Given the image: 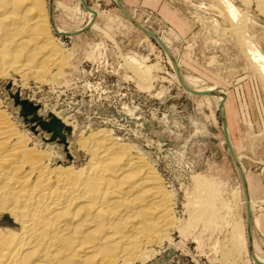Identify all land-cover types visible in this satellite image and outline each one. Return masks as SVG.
<instances>
[{"label":"rangeland","instance_id":"rangeland-1","mask_svg":"<svg viewBox=\"0 0 264 264\" xmlns=\"http://www.w3.org/2000/svg\"><path fill=\"white\" fill-rule=\"evenodd\" d=\"M119 1L136 23L165 40L162 44L178 61L187 88L223 90V116L248 181V197L254 206L251 218L261 219L260 227L251 224L250 242L264 259V86L229 32L232 26L222 8L215 0ZM229 1L246 18L247 36L264 52L262 7L255 0ZM53 2L72 8L79 5L81 10L77 20L65 16L61 4L53 12L59 28L69 33L54 32L65 50L64 75L58 83L44 86L23 83L16 76L0 82V96L22 130L55 156L83 163L88 155L77 144L80 137L107 129L136 144L155 163L178 196L183 227L188 225L189 215L198 212L195 205L187 206L193 193L192 178L197 175L213 182L219 191L216 209H220L222 221L233 220L232 227L240 219L247 224L242 184L224 139L218 95L212 91L211 95H192L180 85L158 42L137 29L115 0H84L88 10L81 0ZM129 57L143 58L144 65L152 67L151 81H137L125 64ZM245 102L250 113L247 119ZM50 116L66 123L63 140L52 139V133L38 124L37 119L47 122ZM223 222L219 221L216 230L205 231L202 221H194L186 236L176 232L173 244H165L149 264H259L251 247L250 254L246 248L240 255L231 251L232 227Z\"/></svg>","mask_w":264,"mask_h":264},{"label":"bare ground","instance_id":"bare-ground-1","mask_svg":"<svg viewBox=\"0 0 264 264\" xmlns=\"http://www.w3.org/2000/svg\"><path fill=\"white\" fill-rule=\"evenodd\" d=\"M215 1L264 86V52L247 36L246 18L229 0ZM255 1L264 12V0ZM53 3L0 0V82L16 76L23 83L44 86L55 84L64 75L65 50L54 32L69 33L59 28L53 12L61 4L64 15L77 20L81 10L79 5L72 8ZM89 20L95 28L92 12ZM160 41L166 44L164 39ZM124 60L139 83L150 80L152 67L144 65L143 58ZM211 91L218 95L223 113L222 89L208 87L194 92ZM59 123L66 138V123L60 119ZM80 138L77 144L88 155L86 162H68L55 156L22 130L0 96V264H149L165 244H173L176 232L186 236L194 221H202L205 231L219 228V221L232 224L233 220L222 221L221 211L216 209L220 195L213 182L199 175L192 178L193 193L187 206L195 205L198 212L191 213L183 227L174 188L136 144L107 129L93 130ZM235 156L243 175L241 158ZM243 178L242 193L246 189ZM247 204L249 232L243 219L230 225L231 251L239 255L252 249L251 224H259V217L251 218L254 206L249 197ZM251 253L256 262L264 264L253 249Z\"/></svg>","mask_w":264,"mask_h":264},{"label":"water","instance_id":"water-1","mask_svg":"<svg viewBox=\"0 0 264 264\" xmlns=\"http://www.w3.org/2000/svg\"><path fill=\"white\" fill-rule=\"evenodd\" d=\"M81 1H82L83 5H84V8L86 10H88V8L86 7V5L84 3V0H81ZM115 2L117 3V5L121 9V11L124 13V15L127 17V19L137 29H139L140 31L146 33L147 35H149L150 37H152L153 39H155L158 42V44L161 46V48L163 49V51L165 52V54L171 59L172 63L174 64V70H175L176 77H177L180 85H182L192 95H197V96L211 95V94H208V93H198V92H194L191 89L187 88L184 85V83L182 82V80H181V76H180V73L178 71L177 66L175 65L174 58L172 57V55L168 51V49L162 44V42L159 40V38L155 34H153L152 32L148 31L147 29L143 28L138 23H136L134 21V19L126 12V10L124 9V7L122 6V4H121V2L119 0H115ZM22 105H24V103ZM32 109L35 111V108L34 107H32ZM218 111L220 113V118H221L222 128H223V135H224V139H225V142H226V146H227L229 155H230V157H231V159H232V161H233V163L235 165V168L237 170L238 176H239L240 180L242 181V183L244 185V178H243L242 172L240 170V166L238 164V161L236 160V156L234 154L233 149L230 146V143H229V140H228V136L226 134L225 120H224V116H223V113H222V104L221 103L218 106ZM34 120H36L35 117H34ZM37 121H38V124L40 125V127L44 131H46L47 133H52V136H51L52 139H54L56 137H59V138H61L63 140L62 125L59 123L58 120H56L55 118H53L52 116H50V119L47 122L46 121H43V120H40V119H37ZM243 194H244V199H245V202H246V204H245V215H246L247 227H248V231H249L250 230V211H249V206L247 204L248 194H247V191H246L245 187H244Z\"/></svg>","mask_w":264,"mask_h":264},{"label":"crops","instance_id":"crops-1","mask_svg":"<svg viewBox=\"0 0 264 264\" xmlns=\"http://www.w3.org/2000/svg\"><path fill=\"white\" fill-rule=\"evenodd\" d=\"M67 5V4H66ZM224 93V92H223ZM226 100V98H225V94H224V101ZM224 101H223V103H224ZM243 108H244V112H245V109H246V111L247 112H245L244 113V118L245 119H247V118H249V110H248V108H247V104H246V102L244 103V105H243ZM249 123V122H248ZM250 123H252V122H250ZM228 134H229V131H228ZM245 182H246V177H245ZM248 182V181H247ZM247 182H246V190H247ZM247 193H248V191H247ZM250 200V199H249ZM261 226V219L259 218V224L256 226L257 228L258 227H260Z\"/></svg>","mask_w":264,"mask_h":264}]
</instances>
